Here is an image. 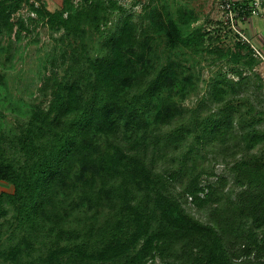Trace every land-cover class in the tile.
Returning <instances> with one entry per match:
<instances>
[{"label": "trees", "instance_id": "trees-1", "mask_svg": "<svg viewBox=\"0 0 264 264\" xmlns=\"http://www.w3.org/2000/svg\"><path fill=\"white\" fill-rule=\"evenodd\" d=\"M167 1L151 0L137 28L118 0H62L54 12L0 0V66L12 60L1 37L28 32L12 18L23 4L76 43L64 74L38 89L50 95L46 108L22 112L3 98L0 72V182L13 187L0 193V217L12 227L0 242L2 263L264 264V128L261 116L241 128L231 98L250 78H219L209 93L213 112L186 120L191 76L177 60L152 61L151 45L167 35L187 46L201 35L183 36L198 17ZM94 35L101 41L90 50ZM2 109L20 113L15 133L5 131ZM207 145L229 181L201 184L195 158ZM188 198L208 208L205 220L189 211Z\"/></svg>", "mask_w": 264, "mask_h": 264}, {"label": "rangeland", "instance_id": "rangeland-1", "mask_svg": "<svg viewBox=\"0 0 264 264\" xmlns=\"http://www.w3.org/2000/svg\"><path fill=\"white\" fill-rule=\"evenodd\" d=\"M79 1L72 0L74 4H78ZM30 2L35 6L41 5L50 12L59 10L62 5V0L37 2L30 0ZM167 2L172 9L178 4L186 5L198 17L197 21L183 32V36L197 33L201 35L187 46L180 42L172 45L167 35L155 38L151 45L152 61H155L156 56H160L163 61L177 60L182 64L185 75L191 76L195 91L181 102L186 120L191 115L201 118L211 114L214 107L209 103V93L216 81L219 78L236 81L237 72H242L243 76H248L250 80L243 85L239 95L231 96L234 98L233 105L237 108L235 115L237 124L246 129L254 116H261L262 122L259 128H264V113H261L264 107V57L257 55L250 47L248 50V44L240 41L232 26L227 24L218 0H168ZM118 3L125 10L123 17L130 16L137 28L147 23L146 8L148 4H152L151 0H118ZM118 17L120 16L114 17L107 25L108 31L112 32L116 29ZM12 18L14 20L21 18L26 23L28 32L22 33L19 39L13 34H4L1 37V44L6 51H10L12 59L5 66H0V72L6 75L4 88L2 87L1 91L2 97L19 105L22 112L28 110L31 104L46 108L50 95L48 93L41 95L38 89L47 76L56 73L61 77L64 74L70 46L76 43L72 39L64 42L60 40L64 32L50 28L45 21H37L26 4H23ZM28 18L36 21L30 22ZM234 27L240 28L237 20ZM149 34L151 37L154 36L152 32ZM100 41L101 39L94 35L89 43L90 50H96ZM7 53L3 57L8 56ZM230 91L227 90L229 93ZM250 103L254 105L253 111H249ZM1 115L5 131L15 133L19 126L20 113L2 109ZM257 147L253 150H257ZM215 150L214 147L207 145L195 158L198 169L205 172L200 178L203 186L213 184L218 176L230 180V175L215 155ZM210 172L214 175L208 176L207 173ZM228 189L229 186L225 187L222 195H225ZM12 192L11 184L0 182V193ZM186 206L195 217L205 220L208 211L206 206L197 207L191 203L190 198ZM9 220V216L0 217V242L6 243L12 230ZM0 264L4 263L0 260Z\"/></svg>", "mask_w": 264, "mask_h": 264}, {"label": "crops", "instance_id": "crops-1", "mask_svg": "<svg viewBox=\"0 0 264 264\" xmlns=\"http://www.w3.org/2000/svg\"><path fill=\"white\" fill-rule=\"evenodd\" d=\"M238 11L237 21L250 44L264 57V0H233ZM254 12V13H253Z\"/></svg>", "mask_w": 264, "mask_h": 264}, {"label": "built area", "instance_id": "built-area-1", "mask_svg": "<svg viewBox=\"0 0 264 264\" xmlns=\"http://www.w3.org/2000/svg\"><path fill=\"white\" fill-rule=\"evenodd\" d=\"M218 1L220 4V8L224 14L225 20L227 21V24H230L232 26L234 33L240 38V41L243 43L245 42V43L249 44L251 46V48L255 51V53L257 55L261 56L259 51L250 44L245 33H243V31L240 30V28L234 27V24H236V20H237V16H238V11L235 7L234 1L233 0H218ZM257 4H258V2L256 0H254L253 5L257 6Z\"/></svg>", "mask_w": 264, "mask_h": 264}]
</instances>
